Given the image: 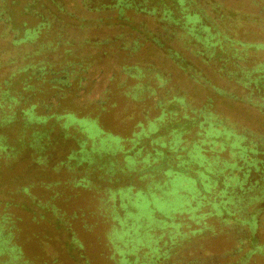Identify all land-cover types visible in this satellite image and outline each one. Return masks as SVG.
<instances>
[{
	"label": "trees",
	"instance_id": "trees-1",
	"mask_svg": "<svg viewBox=\"0 0 264 264\" xmlns=\"http://www.w3.org/2000/svg\"><path fill=\"white\" fill-rule=\"evenodd\" d=\"M171 1L172 7L182 14L177 19L173 17L172 8L166 5L165 0H154L157 4L151 10L147 5L144 6L149 0L140 1L136 8L139 12L152 16L162 12V18H156V21L181 25V38L196 40L201 44L200 49L197 45L194 47L198 48L196 55L201 56L202 62L213 63L216 72L226 77L228 82L234 80L235 84L249 89L250 93L243 100L252 106L264 108V64L255 69L236 68L239 66L237 60L243 59V50L246 55L249 47L262 49L264 41L246 43L221 28V22L224 24L226 20H231L237 30L239 21L244 20L253 27L250 31L244 30L245 36L261 35L259 38L264 39V5L258 9L263 0H235L249 2L257 8L256 12L250 8L251 12L244 14V17L239 14L213 15L212 11L220 5L211 0ZM115 4L121 16L131 5L127 0H116ZM57 5L60 10H64L63 5ZM100 9L104 11L105 6ZM191 17L199 21L193 23ZM255 25L262 31L254 29ZM41 26H45V23L27 29L24 37L13 41V46L35 41L43 28ZM171 34L166 38L152 39L157 46L163 47L166 43H171V38L177 37L179 33L173 31ZM59 41H43L36 45L35 52L20 53L22 61L27 62L21 61L8 68L0 77V158L7 159L14 155L10 153L14 151L7 153L8 134L14 132L17 147H32L40 155V160L41 152L50 144V133L54 131L58 121L63 119L60 135L66 140L73 138L78 143V147L67 157L68 163L73 164L68 167L75 172L78 166H85L84 175L72 181L76 187L98 190L97 186L100 185L93 183L92 178L96 171H100L97 179L102 183L107 180L112 183L124 177L132 179L134 176L142 181L147 180L145 188H136L133 183L122 187L108 186L105 196L98 198V207L92 211L89 209L87 215L83 212L80 217L77 213L71 217L80 219L86 234L93 235V230L99 224L107 227L105 238L109 252L105 258L108 262L105 260L104 264H249L256 258L264 261V137H249L246 132L227 123L213 110V99L210 97L201 108L190 106L184 96H170L171 90L168 88L164 97L158 98L157 95L167 86L169 79L158 71L155 73L158 83L151 88L144 80L152 69L138 66H125L124 79L116 80V74L110 77L111 84L107 85L106 99L92 105L95 110H100L96 116H79L75 111L67 109L55 112L48 106L44 111L40 101L32 100V97L42 92L43 82L48 83V88L44 90L52 94L54 89V96L68 98V105L73 106L77 92L83 88V73L90 67L82 55L74 53L72 43ZM128 42L127 48H133L132 42ZM59 45L65 47V55L49 57L51 63L37 58L43 51H54ZM237 46H241V49ZM231 48H235V52L230 53ZM18 55L3 60L0 53V68L18 63ZM169 57L183 73L192 71L181 51L170 48ZM228 62H233L235 68H227ZM63 63L65 67H61V71L52 69L57 64L64 66ZM72 73L75 74L74 78H70ZM200 73L197 70L193 73L198 83L201 81L198 77ZM71 79L74 81L70 82ZM252 88L263 91V96L253 97ZM212 89L218 94L237 99V96L233 97L231 90L215 86ZM121 95L129 100L118 101ZM153 96L154 108L159 113L150 117L151 110L146 108L145 99ZM108 99L114 100L112 104L107 105ZM253 99L256 101L253 102ZM131 101L135 102V107L144 105L142 109L145 110L134 126L125 132L106 130L100 115L110 112L107 106H115L120 102H127L130 106ZM53 119L55 121L51 126L46 125ZM70 128L81 133V136L76 139V134L68 133ZM12 148L16 150L15 147ZM224 151L230 157L224 158L221 155ZM15 152L18 154L19 151ZM162 172L165 175L163 183L155 181V176ZM167 172L171 175L166 174ZM191 180L197 191L187 194L189 205L171 214L158 210L152 194L157 191L161 197L165 195L155 190V184H160L162 189L168 191L179 183L187 185ZM24 190L28 193L29 188L25 187ZM117 198H120L118 205L115 202ZM148 205L153 210L152 219L150 216H141ZM58 211L53 209L58 217L56 225L59 227L67 221L63 220L61 214L62 218H59ZM14 228L15 225H10L8 215L0 216V254L9 252L11 263L18 262L17 259L23 256L21 246L15 241ZM69 232L70 250L76 247L82 249L83 242L77 233ZM100 237L97 236L98 241ZM206 237H222L229 242V246L219 254L214 253L208 246L212 248L216 240L206 245L200 243ZM86 262L93 264L88 260Z\"/></svg>",
	"mask_w": 264,
	"mask_h": 264
},
{
	"label": "rangeland",
	"instance_id": "rangeland-1",
	"mask_svg": "<svg viewBox=\"0 0 264 264\" xmlns=\"http://www.w3.org/2000/svg\"><path fill=\"white\" fill-rule=\"evenodd\" d=\"M140 1L143 0H127L131 5L125 9L121 16L119 8L115 7L116 0H0L1 57L6 60L19 54L17 56L19 57L18 63L0 68V77L5 71L7 72L8 68L21 63L22 56L20 57V55L25 52H35L37 44L43 41L45 43L48 41L57 43L58 40H60L59 42L61 40L69 41L72 43L74 53L82 55L85 58V63L90 64L86 73H83V88L77 92L75 104L72 106L71 104L68 105V98L61 99V97L54 96V89L52 90L53 95L48 90H44V88H48V83L43 82L42 92L32 97V100L34 102L40 101L44 111L48 106L55 112H62L63 109H67V111H75L79 116L86 114L96 116L100 110H95L92 105L96 101L106 99L105 89H107L108 84H111L109 82L110 77L116 74V80L124 79L126 75L123 68L125 66H138L144 69H152V72L144 80L145 83L148 82L151 88L156 87L158 83L155 76L156 72H161L163 76L169 79L167 86L161 91L162 93L157 95L158 98H163L164 92L166 93L168 88L171 90L170 96L173 94L184 96L190 106L201 108L206 104L207 98L210 97L213 99V110L227 123L246 132L249 137L255 139L264 137V108L252 106L243 100L245 95L250 93L249 89L235 84L234 80L228 82L226 77H222L216 72L213 63L204 64L201 56L196 55L201 44L196 40L181 38V25L173 23L169 25L167 22L156 21L158 18H162V12L154 16L139 12L136 6L139 5ZM153 1L149 0V3H144V6L147 5L148 9L151 10V7L157 4ZM232 1L211 0V2L220 5L215 11H212V14L219 13L225 16L239 14L240 17H244V14L251 12L250 8L254 12L257 11V8L249 2ZM165 2L172 8L175 19L182 16L178 10L172 7L171 0H165ZM57 3L63 5L64 10H60ZM263 5L264 0L258 9H261ZM104 6L105 10L102 11L100 8ZM196 21L199 20L191 17V22L195 23ZM239 22L240 26L237 30H235V25L231 20H226L224 24L221 22V28L231 36L235 35L233 37L240 38L246 43L264 41V39L259 38L261 35L257 37L245 36L244 30L250 31L253 27L244 20ZM42 23H45V26H41L43 28H41V32L35 41L22 43L18 47L13 46V41L24 37L27 29ZM166 27L170 30H165ZM254 29L261 30L256 25ZM173 31L179 34L177 37H172V42L166 43L163 47L157 46L152 39L153 37L166 38L172 35ZM128 41L132 42L133 48H127ZM194 45H197L198 48H195ZM122 46L126 48H121ZM64 48L63 45H59L54 51H43L37 58L45 59L51 63L50 58L57 54L61 56L66 54ZM170 48L183 53L187 63H190L192 71L187 74L180 71L176 63L169 57ZM216 48L218 52H221L218 47ZM237 48L241 49V46H237ZM229 52H235V48H231ZM247 52L248 54L245 55L246 51H242L243 59L237 60L239 66L236 68L255 69L264 64V48L249 47ZM22 62L26 63L27 61ZM61 64L54 65L52 69L61 71L65 67V63H63L64 66ZM226 66L229 69L235 68L233 62H228ZM46 68L49 69L48 66ZM194 70L201 72L198 76L201 79L200 83L196 82L193 77ZM74 76L75 74L72 73L70 78H74ZM73 81L70 80V82ZM212 86L231 90L233 97L237 96V99L233 100L214 92ZM252 89L254 90L252 92L253 97L263 96V91ZM121 96L117 99L118 101L129 100L125 99L123 95ZM153 99L154 96L145 99L146 108L151 110L150 117L159 113L154 108L155 101ZM106 101H108V105V103L112 104L114 100L109 101L108 99ZM254 101L256 99H253ZM133 103L135 102L131 101L130 106L127 102L107 106L110 112L107 111L100 115L104 128L114 132H125L128 128L133 127L137 119L145 112L142 109L144 105L135 107ZM54 121V119L50 120L46 125L51 126ZM62 123L63 119L58 121L56 127L54 126V131L50 133L49 137L50 144L41 152L40 160L38 159L40 155L35 153L32 147L28 145L17 147L14 132L8 134L9 148L7 153L14 151L10 152L14 155L7 159L0 158V216L8 215L10 225H15V241L21 246L23 256L17 259L18 262L11 263L10 253L5 252L0 254V263L88 264L87 260L93 264H104L105 260L107 263L108 259H105L109 252L105 238L107 227L104 224H99L93 230V235L86 234L80 219L71 217L75 216L76 213L80 217L83 212L87 215L89 209L92 211L98 207V198L105 196V189H108V186L122 187L133 183L136 188H145L148 184L147 180H139L137 176L132 179L124 177L112 183L108 180L102 183L97 179L100 171H96L92 178L93 183L100 185L97 186L98 190H91L89 187H76L73 182L76 177L84 175L85 166H78L75 172L69 169L68 166L73 164L72 162L68 163L67 157L72 150L78 147V143L73 138L70 140L62 138L60 135ZM68 133L76 134V139L81 136V133H76L73 128H70ZM12 147L19 151L18 154ZM221 155L224 158L230 157L227 151L222 152ZM117 156L120 157V155ZM5 161L8 163H4ZM143 168L146 169L147 167ZM134 174L136 175V173ZM166 174L171 175L169 172ZM162 179H165L163 172L155 176V181L163 183ZM155 186V190L161 191L165 195V197H161L160 192L157 193V191L152 194L155 204L160 212L167 214L176 213L179 208L189 205L187 194L197 191L192 180L187 185L179 183L173 190L168 191L162 189L160 184H155ZM25 187L29 188L28 193L24 190ZM140 196L144 197L142 194ZM115 202L118 205L120 198H117ZM53 209L59 210L57 212L59 218H62V215L63 220L67 221V223L59 226L60 228L56 225L58 217L53 213ZM42 214H45V217ZM151 215H153V210L148 205L141 216L142 218L150 216L152 219ZM69 231L77 233L83 242L82 249L76 247L70 250L71 233ZM99 235L101 236L100 241L97 239ZM212 240H216L215 245L212 248L208 246V248L212 249L214 253L219 254L229 246V242L222 237L217 239L206 237L201 239L200 243L203 242L206 245ZM99 253H103V255H99ZM249 264H264V261L261 258H256L254 261L251 260Z\"/></svg>",
	"mask_w": 264,
	"mask_h": 264
},
{
	"label": "flooded vegetation",
	"instance_id": "flooded-vegetation-1",
	"mask_svg": "<svg viewBox=\"0 0 264 264\" xmlns=\"http://www.w3.org/2000/svg\"><path fill=\"white\" fill-rule=\"evenodd\" d=\"M105 92H106V89H105Z\"/></svg>",
	"mask_w": 264,
	"mask_h": 264
}]
</instances>
